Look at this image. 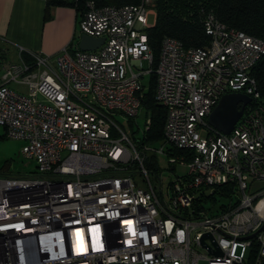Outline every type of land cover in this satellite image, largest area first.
<instances>
[{
    "label": "built area",
    "instance_id": "built-area-1",
    "mask_svg": "<svg viewBox=\"0 0 264 264\" xmlns=\"http://www.w3.org/2000/svg\"><path fill=\"white\" fill-rule=\"evenodd\" d=\"M152 11V0L87 2L78 32L102 39L97 49L64 47L2 69L0 127L22 143L20 153L34 162L36 175L0 177V264L264 260V100L247 75L264 42L206 13L207 45L184 48L163 38L151 69L146 30L153 23L146 17ZM151 73L153 99L165 111L163 143L138 148L133 124L127 120L125 132L116 119L137 115L140 81ZM227 93L250 101L222 134L207 116ZM148 124L146 116L142 133ZM165 146L181 153L168 156ZM147 154L157 157V170L160 157L172 172L164 192L159 171L152 174L158 184L150 182ZM224 187L232 199L223 208L206 201ZM205 234L211 239L201 240Z\"/></svg>",
    "mask_w": 264,
    "mask_h": 264
},
{
    "label": "trees",
    "instance_id": "trees-1",
    "mask_svg": "<svg viewBox=\"0 0 264 264\" xmlns=\"http://www.w3.org/2000/svg\"><path fill=\"white\" fill-rule=\"evenodd\" d=\"M140 0H45V13L51 7H69L75 13L82 15L87 2L94 6L105 5L129 6L137 5ZM154 11L153 25L146 30V41L151 52V69H154L158 59L159 47L163 38L174 39L184 48H203L208 43V36L204 34L202 20L206 13L213 16L226 27L255 37L264 42V0H152ZM46 19V18H44ZM72 50V49H71ZM27 64L32 59L23 57ZM247 75L253 79L255 91L260 99L264 100V53L249 69ZM155 76H148L146 89L141 92L140 108L149 119L148 128L140 137H134L136 147L142 145L156 146L163 143L164 109L157 105L153 99ZM134 136V132H132ZM168 156H178L181 152L165 146ZM150 175H155L157 169V157L147 154L143 163ZM34 175H30L31 177ZM3 177V176H0ZM27 177V176H26ZM9 178V177H8ZM24 178V177H15ZM231 192V191H230ZM206 199L211 205L217 203L219 208L232 199L227 188L213 191ZM253 245L247 254L254 253Z\"/></svg>",
    "mask_w": 264,
    "mask_h": 264
},
{
    "label": "crops",
    "instance_id": "crops-1",
    "mask_svg": "<svg viewBox=\"0 0 264 264\" xmlns=\"http://www.w3.org/2000/svg\"><path fill=\"white\" fill-rule=\"evenodd\" d=\"M44 13L45 0H0V76L5 66L26 63L24 56L52 57L64 47H76L81 15L69 7ZM6 85L25 92L21 85Z\"/></svg>",
    "mask_w": 264,
    "mask_h": 264
},
{
    "label": "rangeland",
    "instance_id": "rangeland-1",
    "mask_svg": "<svg viewBox=\"0 0 264 264\" xmlns=\"http://www.w3.org/2000/svg\"><path fill=\"white\" fill-rule=\"evenodd\" d=\"M154 20V11L147 15L146 21L147 24L151 25ZM143 67H146V63H143ZM148 76L145 75L141 79V84L143 90L146 89L148 84ZM23 91V90H20ZM147 115L144 114V111L142 108L138 110L137 115L134 118H125L124 116H118L116 121L119 122V125L122 126L123 130L126 132L128 131V122L133 124L134 129L132 130L134 132V137H140L142 133L144 118ZM22 143L18 140L9 139L4 137L3 130L0 127V176L3 177H28L30 175H36V168L35 164L31 159H25L21 153ZM159 161V180L161 183V189L162 192H164L167 183L169 180H172L173 175L172 172H169L166 169L165 162L163 158L158 159ZM184 173V169L182 168H176L175 174L182 175ZM150 182L152 185L158 184V181L156 179H152V175H149ZM0 216H2V212L0 210ZM199 264H204V262H199Z\"/></svg>",
    "mask_w": 264,
    "mask_h": 264
},
{
    "label": "water",
    "instance_id": "water-1",
    "mask_svg": "<svg viewBox=\"0 0 264 264\" xmlns=\"http://www.w3.org/2000/svg\"><path fill=\"white\" fill-rule=\"evenodd\" d=\"M101 43L102 39H95L80 34L77 37L76 47L80 51H93L97 49ZM249 101L250 99L248 97L237 93H227L220 96L207 116L208 125L222 134H228L236 121L240 118L243 108ZM205 237L211 239L209 235L205 234L201 237V240ZM250 237L251 236L247 238ZM212 253L218 254V251L215 250ZM261 264H264V260Z\"/></svg>",
    "mask_w": 264,
    "mask_h": 264
}]
</instances>
